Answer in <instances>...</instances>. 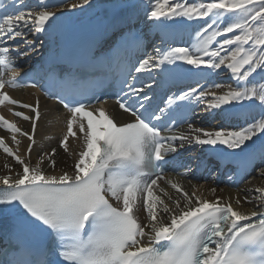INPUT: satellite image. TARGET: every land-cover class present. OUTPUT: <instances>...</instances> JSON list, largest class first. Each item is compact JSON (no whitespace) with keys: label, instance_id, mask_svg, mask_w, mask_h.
Returning a JSON list of instances; mask_svg holds the SVG:
<instances>
[{"label":"snow or ice","instance_id":"snow-or-ice-1","mask_svg":"<svg viewBox=\"0 0 264 264\" xmlns=\"http://www.w3.org/2000/svg\"><path fill=\"white\" fill-rule=\"evenodd\" d=\"M89 2L82 0L71 7ZM18 3L13 0L6 5L0 0V106L29 109L32 116L22 111L13 114L30 121L32 128L31 132L24 131L0 115V128L12 133L17 151L3 137L0 149L21 166V171L13 172L12 165H4L13 174L0 177L4 186L0 188V214L14 213L17 226L29 227L50 238L46 251L18 245L16 253L25 257L19 264H264V187L246 190L258 195L246 194L243 201H256L254 210L241 211L233 207L231 198L223 203L222 197L210 201L197 195L198 189L189 193L169 180L173 189L182 192L175 198L157 183L163 179L162 162L169 163L175 159L170 154L192 143L238 149L229 153L237 170L258 167L259 175L264 177V75L256 80V75L264 73V0H156L150 13L156 20L198 18L204 27L192 48H154L156 55L142 59L135 66L137 73L161 69L163 74L180 72L207 80L212 70L225 68L235 79V87L219 83L189 86L187 91L168 96L165 106L154 110L155 80L138 85V78L126 70L121 74L122 96L117 102L134 120L118 125L103 107L89 110L77 98L83 94L78 74L69 71L63 78L57 77L62 89L60 103L70 113L60 145L70 152L69 138L82 137V149L70 152L76 156L72 171L62 170L60 174L48 172L56 168L55 148L43 151L36 163H31L36 121L41 117L39 101L21 103L4 91L6 86H20L14 57L37 51V40L28 36L44 33L46 25L51 29L56 12L44 0H37L38 10L30 11L23 10L25 5L17 7ZM130 43L143 46L142 36L131 29L108 44L100 56L89 54L87 67L95 70L97 65L108 63L111 55ZM6 72L11 75L6 76ZM221 88L225 90L219 91ZM193 101L204 102L205 111L231 105L224 109L225 114L240 111L245 126L239 130L207 131L189 124L188 133L162 135L164 125L153 121L163 122L165 117L173 121L180 114L184 122V102ZM167 131L171 132V127ZM16 134L30 141L29 162L19 154L21 141ZM154 186L160 194H156ZM210 191L215 194L217 189ZM235 203L242 207L239 197ZM141 209L146 211L148 224L138 222Z\"/></svg>","mask_w":264,"mask_h":264},{"label":"bare ground","instance_id":"bare-ground-1","mask_svg":"<svg viewBox=\"0 0 264 264\" xmlns=\"http://www.w3.org/2000/svg\"><path fill=\"white\" fill-rule=\"evenodd\" d=\"M82 3V0H75L73 2H69L61 7H57L54 9H50L56 12V17L54 26L49 29L46 27V31L44 33H36L35 35L29 34L28 39H39L43 43H39V48L43 46H47L50 41L57 40L61 37L63 32V27L68 20L71 22H79L83 20L85 17L90 16L94 13H100L101 10L106 9L108 11V16L111 17V9L121 7L123 10L119 12V14L114 16L113 25H126L133 27L138 30L142 34L148 36H154L152 39L153 44L156 43L157 47H159L162 51L166 50L169 47H189L192 48L196 43L197 34H193L194 31L197 30V24H194L193 21L189 20L188 23L190 25L183 26L180 20L183 18L173 17L172 19H165L163 17L160 20H156L152 18L150 13L155 8L156 0H90L88 4H83L82 7L72 8L71 4ZM144 7L142 12L138 10V8ZM37 10V9H33ZM51 23V22H50ZM48 41V43H46ZM156 55V53H153ZM165 67H170L166 65ZM191 66H187L189 68ZM153 69L152 71H154ZM259 72V70H258ZM151 73V72H150ZM218 73H222L220 76L216 75ZM162 70L157 69V73L154 75L160 76L162 75ZM261 75H256V80H261ZM199 76H194V79ZM221 80V82H225L222 85L232 87L236 86V81L232 77L229 70L222 68L219 70H212V76L207 80H202L199 86L203 84L205 87H210L213 83L216 82L217 79ZM224 80V81H223ZM229 81V82H228ZM224 88H221L219 91H224ZM18 95H26L28 99L33 101L30 93L27 92H19ZM208 99H211L209 97ZM244 104L251 103L250 101H245ZM235 103V102H234ZM258 103V102H257ZM201 111H199V115L197 122L192 124L193 127L196 128H204L207 131H216V130H239L242 126H245V121L241 116L240 111L234 110L230 115H226L224 109L231 108V105H225L221 109H209L205 111L206 104L204 102L200 103ZM41 111L42 115L37 124V130L35 134L36 144L32 148V152L30 154L31 163L35 164L38 156L43 151L50 152L53 148L56 149V156L54 159L56 160V168L53 172L50 168L48 169L49 174H60L62 170H67L69 172L72 171V166L76 162V156L71 155L70 152H78L82 149V137L81 139L72 138L69 140L70 152H65L63 148L57 145V139L62 135V131L64 130V114L61 111L60 107L53 102H49L47 100H42L41 102ZM259 112V109H256ZM204 115V116H203ZM210 117L214 118L213 124L210 123ZM209 124L213 126H209ZM24 126L27 130L30 128L29 123H24ZM224 126V127H223ZM24 128V129H25ZM186 133L189 132V126L184 129ZM80 135V134H78ZM264 135V134H262ZM17 139L21 141L19 145V154L28 160V145L30 141L27 137L17 136ZM256 139V138H254ZM5 141L7 144L13 148L14 151H17V146L13 142V140L6 135ZM194 148H196L197 152L200 150H208L209 148L206 145H197L192 143ZM224 146V145H218ZM258 156V155H257ZM5 163L12 165L13 172L21 171V166L18 165L12 157L7 156L3 150L0 149V177L4 175H9L13 173H9L8 169L4 167ZM47 166V162L45 163V167ZM254 174L242 184L239 189H233L229 186H217L213 182H195L191 179L182 178L177 175H170L167 181L162 182L160 184L161 188L167 190L169 194H171L175 198H179L182 195V192H178L176 189H173L171 185L168 183L169 180L175 181L180 184L183 191H187L191 193L192 191H197V195H201L203 198H206L210 201L215 200L217 197H222L221 203L228 201L231 198L233 207H240L241 211L254 210V204L256 201L252 203L244 202L243 197L248 194L251 196H256L258 193L255 192H247L246 190H251L258 187H264V177L259 175L258 167L255 168ZM13 178L14 175H13ZM2 185V184H0ZM216 188L217 191L213 194L210 189ZM156 194H160L159 191ZM239 197L242 200V207L235 203V199ZM143 214H146V211H143ZM255 220V218H253Z\"/></svg>","mask_w":264,"mask_h":264},{"label":"rangeland","instance_id":"rangeland-1","mask_svg":"<svg viewBox=\"0 0 264 264\" xmlns=\"http://www.w3.org/2000/svg\"><path fill=\"white\" fill-rule=\"evenodd\" d=\"M181 2H185V3H193V2H199V0H181ZM170 3H171V0H170ZM143 8H144V7L138 8V10H139L140 12H142ZM180 18H183V21H189V20H191V21H193L194 24H197L198 28H197L196 31H194L193 34H197V33H198V32L204 27L203 20H201V19H198V18H195V19H188V18H185V17H180ZM228 35L231 36L232 34H228ZM222 39H223V37H217V40H222ZM216 46H218V45H216ZM226 47H227V46H226ZM221 74H222V73H218V74L216 75V77H217V76H220ZM223 81H224V80H223ZM228 82H229V81H228ZM215 83L223 84V83H225V82H221V80H220V78H219V79L216 80ZM225 85H226V83H225ZM209 120H210V123L212 122V124H213L214 118L210 117ZM212 124H211V125L209 124V126H213Z\"/></svg>","mask_w":264,"mask_h":264}]
</instances>
